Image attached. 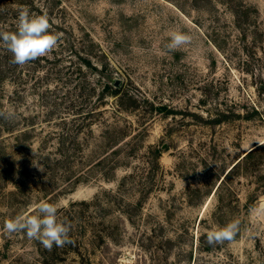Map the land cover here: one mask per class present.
Returning <instances> with one entry per match:
<instances>
[{
  "label": "rangeland",
  "instance_id": "obj_1",
  "mask_svg": "<svg viewBox=\"0 0 264 264\" xmlns=\"http://www.w3.org/2000/svg\"><path fill=\"white\" fill-rule=\"evenodd\" d=\"M37 3L62 36L0 76V264H264V0ZM42 201L73 245L5 231Z\"/></svg>",
  "mask_w": 264,
  "mask_h": 264
},
{
  "label": "clouds",
  "instance_id": "obj_2",
  "mask_svg": "<svg viewBox=\"0 0 264 264\" xmlns=\"http://www.w3.org/2000/svg\"><path fill=\"white\" fill-rule=\"evenodd\" d=\"M46 15H32L27 7H21L18 13V24L15 32H0V42L12 54V62L23 66L39 57L53 51L62 34L54 33ZM192 37L182 31L170 33L169 50H177L190 44ZM56 205L42 201L36 206L35 214H20L8 219L4 229L8 234L24 232L29 239L39 241L45 248L51 250L72 244L70 238L71 224L60 220ZM240 222L232 220L226 225L209 231L207 241L211 244L231 242L238 234Z\"/></svg>",
  "mask_w": 264,
  "mask_h": 264
},
{
  "label": "trees",
  "instance_id": "obj_3",
  "mask_svg": "<svg viewBox=\"0 0 264 264\" xmlns=\"http://www.w3.org/2000/svg\"><path fill=\"white\" fill-rule=\"evenodd\" d=\"M41 1L45 3L44 6L46 5V9H50L52 8V6H54V4L56 5V3L60 2V0H41ZM37 2L38 0H0V32L16 31L18 24V13H19V9L22 6L29 7L30 12H36L39 15H45V13H43L41 8L38 6V4L41 3H37ZM12 59H13L12 54L8 51L6 46H4L2 42H0V76L9 73L12 76L21 79L18 73L20 72L22 66L13 63ZM55 61L58 62V59L55 58ZM110 83L111 82L103 83V89H107V88L109 89L111 87ZM113 85H114V81H113ZM94 90L95 89L92 87V91ZM83 114L89 117V115L92 114V112L89 111L88 113L86 112ZM253 150H255V148L248 151L242 158L249 156ZM239 161L227 171V173L224 175V179L228 176L231 170H233L238 165ZM73 244L74 242L69 245H73Z\"/></svg>",
  "mask_w": 264,
  "mask_h": 264
},
{
  "label": "water",
  "instance_id": "obj_4",
  "mask_svg": "<svg viewBox=\"0 0 264 264\" xmlns=\"http://www.w3.org/2000/svg\"><path fill=\"white\" fill-rule=\"evenodd\" d=\"M120 84H119V81L118 80H116V81H114V86L115 87H118Z\"/></svg>",
  "mask_w": 264,
  "mask_h": 264
}]
</instances>
